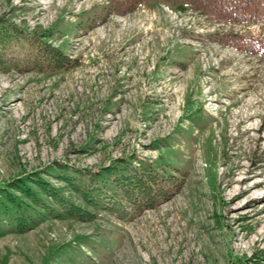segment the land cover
<instances>
[{
	"label": "rangeland",
	"instance_id": "rangeland-1",
	"mask_svg": "<svg viewBox=\"0 0 264 264\" xmlns=\"http://www.w3.org/2000/svg\"><path fill=\"white\" fill-rule=\"evenodd\" d=\"M261 14L237 24L186 0H0L21 37L11 54L47 44L73 61L0 66V188L28 178L37 191L39 173L81 203L56 167L118 158L181 184L131 220L100 211L5 229L0 264H237L264 248ZM231 34L259 51L217 41Z\"/></svg>",
	"mask_w": 264,
	"mask_h": 264
},
{
	"label": "trees",
	"instance_id": "trees-1",
	"mask_svg": "<svg viewBox=\"0 0 264 264\" xmlns=\"http://www.w3.org/2000/svg\"><path fill=\"white\" fill-rule=\"evenodd\" d=\"M198 11L216 15L233 23H257L262 20L264 0H186ZM0 17V66L32 64L43 70L49 66L63 69L73 66L72 58L51 45L30 47L19 57L11 54L10 48L21 39L18 27ZM225 45L242 50L259 51L258 40L253 36L227 35ZM31 46V45H30ZM61 177L71 192L77 193L81 203L65 196L39 173H34L37 191L28 183V178L11 183L12 188L21 191L19 195L10 186L0 188V233L5 229L21 232L34 227L46 217L77 218L93 220L98 212L106 211L121 220H131L146 210L154 209L162 202L171 199L180 189L176 176L166 175L145 161L116 159L113 164L99 170H81L60 164L57 167ZM51 167V169H55ZM43 195V196H42ZM51 198L49 201L47 198ZM28 198V199H27ZM237 264H264V248H257L247 256H236Z\"/></svg>",
	"mask_w": 264,
	"mask_h": 264
}]
</instances>
